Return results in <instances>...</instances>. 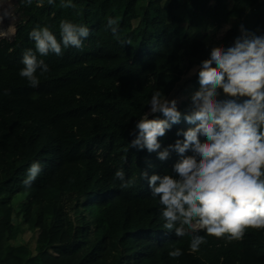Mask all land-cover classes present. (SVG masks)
Returning a JSON list of instances; mask_svg holds the SVG:
<instances>
[{
  "label": "trees",
  "instance_id": "trees-1",
  "mask_svg": "<svg viewBox=\"0 0 264 264\" xmlns=\"http://www.w3.org/2000/svg\"><path fill=\"white\" fill-rule=\"evenodd\" d=\"M72 2L76 9L61 0L41 7L13 0L16 34L0 38V264H264V229L248 228L233 241L200 230L194 234L207 243L196 253L190 236L164 229L163 206L142 172L175 176L182 157L172 151L161 161L157 152L130 148L154 91L168 99L196 70L188 79L195 93L212 47L232 46L241 26L264 35V1ZM109 17L118 18V37L106 28ZM63 20L87 26L90 35L62 55L37 54L49 71L40 76L38 69L33 88L19 75L24 51L35 50L29 34L47 26L59 40ZM177 106L182 118L159 138V151L196 126L183 119L191 98ZM157 118L165 117L149 115ZM37 161L42 170L25 187ZM119 169L134 181L128 188L115 178ZM173 248L183 255L170 258Z\"/></svg>",
  "mask_w": 264,
  "mask_h": 264
},
{
  "label": "clouds",
  "instance_id": "clouds-1",
  "mask_svg": "<svg viewBox=\"0 0 264 264\" xmlns=\"http://www.w3.org/2000/svg\"><path fill=\"white\" fill-rule=\"evenodd\" d=\"M22 2L30 6L33 0ZM37 6H43V0H38ZM61 6L76 9L72 0H61ZM6 18H11L7 10L0 14V24ZM106 28L118 37V18L109 17ZM15 31L10 24L0 29V37L11 38ZM89 35L87 26L67 20L60 23L59 40L47 26L33 29L29 36L35 50L24 51V67L19 75L37 87L38 69L40 76L49 71L37 54L62 55V48H81ZM198 81L200 89L191 98V109L183 114L184 120L196 126L177 133L183 140L177 139L159 151V138L180 122L182 113L176 99L169 100L156 90L148 103L150 112L144 113L135 125L139 134L130 144V148L157 152L161 161L167 160L172 151L182 157L173 165L175 176L149 177L144 171L142 177L148 179L152 196L159 197L163 206L164 229L174 230L177 237L190 236L192 253L207 243L204 236L194 234L200 230L208 236L233 241L241 240L248 228L264 229V35L249 33L241 26V35L232 46L211 48L209 58L198 67ZM218 89L229 98L218 99ZM156 113L165 118L149 119ZM189 149L194 155L184 156ZM41 170L38 161L30 165L23 181L25 187L32 185ZM115 178L121 181V188L134 183L126 179L123 169L115 172ZM182 255L180 248L169 251L173 259Z\"/></svg>",
  "mask_w": 264,
  "mask_h": 264
},
{
  "label": "rangeland",
  "instance_id": "rangeland-1",
  "mask_svg": "<svg viewBox=\"0 0 264 264\" xmlns=\"http://www.w3.org/2000/svg\"><path fill=\"white\" fill-rule=\"evenodd\" d=\"M12 1L13 0H2L0 2V14H3V12L5 10L9 11L11 13V18L10 19H5L3 21V24H0V29L3 28H7L13 21H14V13H13V5H12ZM13 25V24H12ZM14 26V25H13ZM15 27V26H14ZM227 28V27H226ZM16 29V27H15ZM227 30V29H225ZM16 32V31H15ZM15 36V35H14ZM14 36H12V38H6L8 40H13ZM3 38V37H0ZM196 72V71H195ZM194 71H192L191 73H189L188 76H186L182 83L180 84L178 91L171 96L170 98H168L169 100L171 99H176L178 103H181L183 100H187L189 98H192V96L194 95V93L192 92V90L190 89V85L188 83V79L195 73ZM228 97L223 94L218 92V99H227Z\"/></svg>",
  "mask_w": 264,
  "mask_h": 264
},
{
  "label": "built area",
  "instance_id": "built-area-1",
  "mask_svg": "<svg viewBox=\"0 0 264 264\" xmlns=\"http://www.w3.org/2000/svg\"><path fill=\"white\" fill-rule=\"evenodd\" d=\"M262 1H264V0H262Z\"/></svg>",
  "mask_w": 264,
  "mask_h": 264
},
{
  "label": "water",
  "instance_id": "water-1",
  "mask_svg": "<svg viewBox=\"0 0 264 264\" xmlns=\"http://www.w3.org/2000/svg\"><path fill=\"white\" fill-rule=\"evenodd\" d=\"M15 34H16V32H15Z\"/></svg>",
  "mask_w": 264,
  "mask_h": 264
},
{
  "label": "bare ground",
  "instance_id": "bare-ground-1",
  "mask_svg": "<svg viewBox=\"0 0 264 264\" xmlns=\"http://www.w3.org/2000/svg\"><path fill=\"white\" fill-rule=\"evenodd\" d=\"M12 38V37H11Z\"/></svg>",
  "mask_w": 264,
  "mask_h": 264
}]
</instances>
